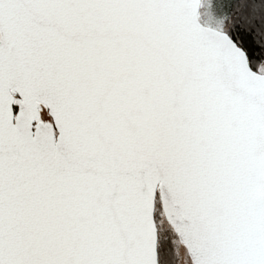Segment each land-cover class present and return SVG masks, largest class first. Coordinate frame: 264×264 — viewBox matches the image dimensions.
<instances>
[{"label":"snow or ice","instance_id":"1","mask_svg":"<svg viewBox=\"0 0 264 264\" xmlns=\"http://www.w3.org/2000/svg\"><path fill=\"white\" fill-rule=\"evenodd\" d=\"M0 264H264V0H0Z\"/></svg>","mask_w":264,"mask_h":264}]
</instances>
